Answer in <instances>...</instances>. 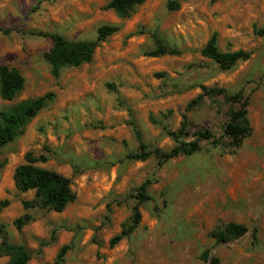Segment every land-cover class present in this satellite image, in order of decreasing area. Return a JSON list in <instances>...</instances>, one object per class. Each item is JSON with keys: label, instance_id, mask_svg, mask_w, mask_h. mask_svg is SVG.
Returning a JSON list of instances; mask_svg holds the SVG:
<instances>
[{"label": "rangeland", "instance_id": "1", "mask_svg": "<svg viewBox=\"0 0 264 264\" xmlns=\"http://www.w3.org/2000/svg\"><path fill=\"white\" fill-rule=\"evenodd\" d=\"M111 1L0 0V65L25 78L13 101L0 96V114L55 94L0 150V202H10L1 215L6 238L27 249L28 264H52L65 245L64 264H212L213 258L264 264V39L255 32L264 29V0H145L128 19L107 9ZM169 2L179 7L171 10ZM103 25L120 30L99 45L91 63L54 77L45 59L53 41L46 35L91 41ZM155 34L181 54L146 56L155 49ZM214 34L221 51L250 52V60L223 71L203 58ZM203 88L247 101L252 132L240 148L224 135L229 112L240 106L206 96ZM184 116L182 140L208 129L221 144L204 142L197 154L165 164L128 159L140 148L135 130L148 151L173 149L169 133L179 132ZM28 154L44 157L37 166L71 180L77 198L64 212L42 209L34 191L17 190L15 170ZM146 182L151 200L140 205L137 230L112 247ZM25 202L33 208L25 210ZM25 214L33 221L19 230L14 221ZM230 223L247 234L218 244L211 234Z\"/></svg>", "mask_w": 264, "mask_h": 264}, {"label": "trees", "instance_id": "2", "mask_svg": "<svg viewBox=\"0 0 264 264\" xmlns=\"http://www.w3.org/2000/svg\"><path fill=\"white\" fill-rule=\"evenodd\" d=\"M217 2L219 0H210ZM145 0H112L107 9L113 10L120 19H128L134 13L136 8L142 6ZM168 7L175 10L179 7L177 2H169ZM120 30L118 25H103L98 29L96 40L91 41H70L58 34H49L47 37L53 41V47L45 54V59L52 69L54 77L58 78L64 68H80L85 64L92 62L95 50L99 45L108 38L117 34ZM256 34L264 39V29H256ZM155 49L146 54L151 58H159L163 56H178L180 51L168 47L157 34L153 36ZM203 58L215 62L223 71L232 70L240 62L250 60L252 54L246 51L223 52L218 46L217 35L214 34L208 41L204 49L201 51ZM25 78L15 68L0 65V96L5 101H13L24 89ZM206 96L217 97L224 96L226 100L240 106L229 112L228 120L224 126V135L231 140V146L236 150L242 146L243 141L251 135L252 129L248 120V103L241 94L229 97L225 90L203 88ZM202 97H199L200 100ZM55 99L54 93H49L35 100H26L18 103L11 110L0 114V150L13 143L21 134H23L26 126L34 120L41 111H43ZM198 102V101H196ZM191 108V107H190ZM187 116L178 133H169L176 141V146L169 152L161 150L148 151L146 145L142 141L141 134L135 130L137 139L140 144L139 151L128 155V159L136 161H147L155 158L161 164L178 158L180 156H193L197 154L204 142H213L214 145L221 144V138L214 135L211 130H201L194 134L191 141H184L182 138L186 134ZM46 162L44 157L36 158L32 154H28L25 162L18 166L15 170L14 180L17 190L21 193L35 192L37 205L42 209L62 213L67 206L75 202L77 196L71 188V180L54 171L43 169L37 164ZM150 182H146L140 188L137 195L138 204L134 208V215L130 219V223L123 227L121 235L111 241L114 247L123 237L130 236L137 230L141 222L140 205L151 200L147 190ZM10 205L8 200L0 202V258L7 257V264H28L32 258L31 254L22 245L12 244L5 236V228L1 224V215ZM33 204L24 203L25 210L33 208ZM33 221V217L25 214L21 218L14 221L15 227L21 230L24 226ZM248 229L239 224L230 223L221 229L213 232L211 236L218 244H224L233 240H237L245 236ZM70 247L65 245L61 248L55 261L52 264H64L65 257ZM205 260L209 258V252L203 255ZM217 258H213L212 264H219Z\"/></svg>", "mask_w": 264, "mask_h": 264}, {"label": "water", "instance_id": "3", "mask_svg": "<svg viewBox=\"0 0 264 264\" xmlns=\"http://www.w3.org/2000/svg\"><path fill=\"white\" fill-rule=\"evenodd\" d=\"M220 246H218L215 250H217ZM214 253H212L211 258L213 257Z\"/></svg>", "mask_w": 264, "mask_h": 264}]
</instances>
